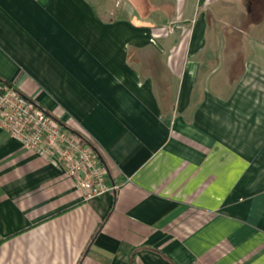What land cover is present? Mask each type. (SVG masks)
I'll return each instance as SVG.
<instances>
[{"label": "crops", "instance_id": "0c3cea01", "mask_svg": "<svg viewBox=\"0 0 264 264\" xmlns=\"http://www.w3.org/2000/svg\"><path fill=\"white\" fill-rule=\"evenodd\" d=\"M235 1L0 0V84L116 188L84 201L0 130V264H264V61L202 11ZM179 16L186 37L157 36Z\"/></svg>", "mask_w": 264, "mask_h": 264}, {"label": "built area", "instance_id": "2783aa9c", "mask_svg": "<svg viewBox=\"0 0 264 264\" xmlns=\"http://www.w3.org/2000/svg\"><path fill=\"white\" fill-rule=\"evenodd\" d=\"M180 0H177L179 3ZM173 26L162 28L168 36ZM40 109L16 84H0V130L37 157L54 160L84 201L115 191L108 185L107 171L98 155L68 124Z\"/></svg>", "mask_w": 264, "mask_h": 264}, {"label": "rangeland", "instance_id": "374dc122", "mask_svg": "<svg viewBox=\"0 0 264 264\" xmlns=\"http://www.w3.org/2000/svg\"><path fill=\"white\" fill-rule=\"evenodd\" d=\"M174 3L176 7H178L177 0H174ZM249 3V0H237L232 3H218L219 5L207 6L206 9L202 11L204 13L207 12L211 16L210 29L216 28L215 25L236 26L234 31H224L220 32V34H223V38L233 37L252 41L254 43V46H252V54L260 61H264V0H260L259 6H253L261 13L260 18L258 19L259 22L257 21L258 24H256V26L250 25L248 31L243 29L240 31L239 28L245 27L243 21L246 19V13L251 9ZM244 10H246V12H244ZM176 16L178 17V11L176 12ZM180 17L181 16H179V18ZM181 19L182 18L178 19L175 25H173V32L170 33L166 39H179L182 36H187V28L189 26H187L188 24L184 23ZM215 34V32L213 34V32L210 31L209 38H218L219 36H216ZM248 50H250V48H248ZM161 82L162 86L165 85V80H162Z\"/></svg>", "mask_w": 264, "mask_h": 264}, {"label": "trees", "instance_id": "16d2710c", "mask_svg": "<svg viewBox=\"0 0 264 264\" xmlns=\"http://www.w3.org/2000/svg\"><path fill=\"white\" fill-rule=\"evenodd\" d=\"M203 2H204V0H200V4L201 5L203 4ZM249 2H250L249 3L250 8H252L253 5H255V4H256V6H259L260 5L259 4L260 3V0H249ZM71 131L74 132V133H76L77 135H79L81 138H83L85 140V142L89 146L92 147V149L95 151V153L98 155V157L100 159L99 152H98L97 148L93 145V143H91V141L83 133H81L80 131H77L76 129H72V128H71ZM100 161H101V159H100Z\"/></svg>", "mask_w": 264, "mask_h": 264}, {"label": "water", "instance_id": "95a60500", "mask_svg": "<svg viewBox=\"0 0 264 264\" xmlns=\"http://www.w3.org/2000/svg\"><path fill=\"white\" fill-rule=\"evenodd\" d=\"M60 125H62V124H60Z\"/></svg>", "mask_w": 264, "mask_h": 264}]
</instances>
